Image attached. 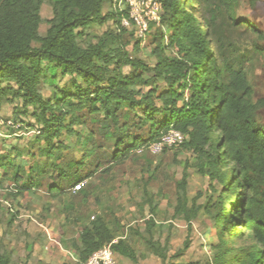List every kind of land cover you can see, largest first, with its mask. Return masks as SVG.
Listing matches in <instances>:
<instances>
[{
    "label": "trees",
    "instance_id": "16d2710c",
    "mask_svg": "<svg viewBox=\"0 0 264 264\" xmlns=\"http://www.w3.org/2000/svg\"><path fill=\"white\" fill-rule=\"evenodd\" d=\"M111 1L52 0V16L41 35L43 0H0V103L11 95L7 102L18 100L25 113L32 109L38 138L47 143L46 159L53 157V140L62 131L73 134L75 126L87 127L82 158L90 164L96 162L94 169L100 168L101 162L125 161L130 153L171 129L180 131L186 138L179 146L194 155L184 166L183 181L187 169L214 181L219 165L228 168L222 175L223 190L215 192V199L212 190L202 206L211 220L207 264H264V125L256 117L257 106L244 71L218 65L208 30L203 28L208 25L203 22L200 26L197 17L201 12L193 13L200 0H159L162 13L151 41L152 67L131 59L124 50L123 35L131 30L120 25ZM105 7L109 11L104 14ZM109 20L119 30H109L93 40L90 26ZM242 22L261 38L250 19ZM154 26L150 25L147 39ZM173 48L176 57L166 52ZM125 66L129 67L127 73L121 70ZM66 77L64 84L58 85ZM42 78L54 88L50 96L43 97L39 89ZM4 82L6 87H2ZM22 127L18 125V129ZM214 129L216 139L210 138ZM98 151L103 159L96 156ZM11 167L15 170L17 166L8 155H0V168H6L0 188L11 177L7 173ZM19 169L12 175V181L20 185L11 193L13 199L31 190L35 184L30 181L32 175L42 173H34L30 167L28 179L23 180ZM89 172L84 178H90ZM51 187L57 190L48 188V195L57 198L63 185L53 183ZM172 208L174 217L182 216L187 222L199 209L187 207L183 196H177ZM149 222L148 233L153 224ZM114 239L99 216L81 229L78 239L65 241L64 248L74 252L76 264L109 243L115 253L131 257L129 247L120 238L113 243ZM189 243L186 239L182 249ZM0 264H10L1 245Z\"/></svg>",
    "mask_w": 264,
    "mask_h": 264
},
{
    "label": "rangeland",
    "instance_id": "374dc122",
    "mask_svg": "<svg viewBox=\"0 0 264 264\" xmlns=\"http://www.w3.org/2000/svg\"><path fill=\"white\" fill-rule=\"evenodd\" d=\"M51 1L43 0L41 6V35L47 29L46 20L52 16ZM108 11V7L103 9L104 14ZM199 12V25L203 22L208 25L203 28L208 30L211 50L216 53L218 65L244 71L252 89V100L257 106L256 117L264 125V0H230L227 3L200 0L199 6L193 9V13ZM246 19H250L262 33L261 38L243 24ZM158 27L152 28L144 45L135 44L131 31L124 33V50L131 59L143 61L148 67L154 66L151 41ZM109 30H119L113 20L100 26L93 24L88 29L94 36L93 40ZM166 52L169 56H177L174 48ZM121 70L127 73L129 67ZM52 73V70L48 71V75ZM222 73L226 78V72ZM66 80L67 77L58 85L62 86ZM2 87H6L5 82ZM39 89L43 97L50 96L54 90L44 78ZM6 99H11V95L5 96L0 103V118L13 122L15 127L7 125L0 129L4 135L0 137V155H8L10 161L20 167L23 180L28 179L30 167L34 173H43L37 177L33 174V179H30L35 183L31 184L32 189L13 199L11 193L20 185L12 181L17 167L15 170L11 167L7 170L11 177L0 188V245L9 254L10 264H76L69 254L62 251L64 242L78 239L81 229L99 216L115 237L113 243L123 237L120 239L132 252L131 257L116 253L120 264H207L211 257L208 247L211 220L204 214L202 206L212 190L214 199L217 197L215 192L223 190L222 175L227 172V167L219 165L218 178L214 181L192 168L187 169L183 181L184 166L193 160L194 155L179 146L182 142L161 154L133 151L125 161L105 165L101 162V167L94 169L96 162L90 164L82 158L89 130L84 126H75L73 134L62 131L53 140V157L46 159L47 143L38 138V126L30 115L32 109L28 108L25 113L18 100L7 102ZM16 125L23 127L18 129ZM217 136L214 129L210 138L216 139ZM96 156L100 159L105 157L101 151ZM5 169L0 168V176ZM89 171H92L90 178H84ZM60 172L62 178L58 176ZM80 178L85 179L82 180L83 185L77 194H72L69 189ZM53 183L63 185L57 198L48 195V188L53 192L57 190L51 187ZM177 196H183L187 207L199 208L189 222L182 216H173L172 207ZM149 220L153 222L150 233L147 232ZM186 239H189V246L182 249ZM241 243L236 242L235 245ZM72 255L75 256L74 252Z\"/></svg>",
    "mask_w": 264,
    "mask_h": 264
},
{
    "label": "built area",
    "instance_id": "2783aa9c",
    "mask_svg": "<svg viewBox=\"0 0 264 264\" xmlns=\"http://www.w3.org/2000/svg\"><path fill=\"white\" fill-rule=\"evenodd\" d=\"M111 9L120 20V25L133 31L134 37L141 45H144L150 25H158L162 13V4L159 0H112ZM15 127L11 121H4L0 118V129L6 126ZM18 127V125H16ZM0 130V137H3ZM184 141V134L171 129L162 134L156 141L148 143L145 148H140L137 152L147 151L152 155L161 153L166 148H172ZM83 182L75 183L69 190L72 194L77 193ZM15 192L16 189H13ZM75 260V259H74ZM76 261V260H75ZM82 264H120L116 253L112 250L111 243L104 245L94 251Z\"/></svg>",
    "mask_w": 264,
    "mask_h": 264
},
{
    "label": "crops",
    "instance_id": "0c3cea01",
    "mask_svg": "<svg viewBox=\"0 0 264 264\" xmlns=\"http://www.w3.org/2000/svg\"><path fill=\"white\" fill-rule=\"evenodd\" d=\"M8 136V135H7ZM121 239L123 238V237H120ZM114 241V240H113ZM65 249V250H64ZM62 251H64L65 253H67V254H69L70 256H71V258H72V260H73V262H75V258H74V256L72 255V250L71 249H66V248H63V250ZM69 263V262H68ZM63 264V263H62Z\"/></svg>",
    "mask_w": 264,
    "mask_h": 264
}]
</instances>
